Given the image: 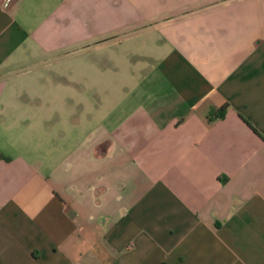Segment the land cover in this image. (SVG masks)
<instances>
[{"label": "crops", "instance_id": "0c3cea01", "mask_svg": "<svg viewBox=\"0 0 264 264\" xmlns=\"http://www.w3.org/2000/svg\"><path fill=\"white\" fill-rule=\"evenodd\" d=\"M3 1L0 264H264V0Z\"/></svg>", "mask_w": 264, "mask_h": 264}, {"label": "rangeland", "instance_id": "374dc122", "mask_svg": "<svg viewBox=\"0 0 264 264\" xmlns=\"http://www.w3.org/2000/svg\"><path fill=\"white\" fill-rule=\"evenodd\" d=\"M107 53L108 51H105L103 50L102 54L101 55H104V56H107ZM127 75H129V78L130 77H133V78H137L139 76V74H136V73H128L127 72ZM125 85H127V83H125ZM126 91V87L124 86V88L121 87V89L119 91H116V98H120V93H121V97H122V94Z\"/></svg>", "mask_w": 264, "mask_h": 264}, {"label": "trees", "instance_id": "16d2710c", "mask_svg": "<svg viewBox=\"0 0 264 264\" xmlns=\"http://www.w3.org/2000/svg\"><path fill=\"white\" fill-rule=\"evenodd\" d=\"M225 112V105L220 106L219 108H217L216 110H214L213 112L210 113V116H223Z\"/></svg>", "mask_w": 264, "mask_h": 264}, {"label": "built area", "instance_id": "2783aa9c", "mask_svg": "<svg viewBox=\"0 0 264 264\" xmlns=\"http://www.w3.org/2000/svg\"><path fill=\"white\" fill-rule=\"evenodd\" d=\"M8 0L3 1V4L5 5Z\"/></svg>", "mask_w": 264, "mask_h": 264}]
</instances>
